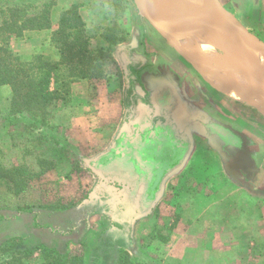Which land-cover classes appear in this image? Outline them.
Here are the masks:
<instances>
[{
	"label": "rangeland",
	"instance_id": "1",
	"mask_svg": "<svg viewBox=\"0 0 264 264\" xmlns=\"http://www.w3.org/2000/svg\"><path fill=\"white\" fill-rule=\"evenodd\" d=\"M46 1L0 0V23L8 15L9 5L23 9L31 4L28 8L31 14L40 10ZM219 1L239 27L264 41L261 35L264 33V0ZM80 4L90 9L94 16H100L90 30L86 29L85 35L94 39L100 36L104 42L102 45L100 40L88 39V51L78 64L81 68L91 65L86 77L69 74L70 66H77L79 58L66 60L55 70L49 66L48 63L61 61V53L46 33L34 35L26 30L23 36H12L8 40L9 48L19 57L17 68H25L36 88L53 97L47 104H32L28 110L24 88L20 87L19 94L14 95L10 85H0V166L19 167L27 182V187L14 195L0 179V245L9 243L31 250V255L25 259L27 264H37L41 260L42 247L62 253L59 249L65 246L68 251L62 254L67 260L72 254L82 252L87 264H238L214 260L210 246L198 243L189 234L187 225L174 230L178 212L182 210L181 202L188 198L173 196L171 184L161 203L159 193L154 207L133 212L134 221L127 226L116 225L104 212L89 215L92 227L89 236L76 239L74 244H63L60 239L44 242L56 247L24 242L22 233L27 234L28 228H32L29 217L33 214L36 218L42 211L52 214L78 206L80 212L97 210L101 204L99 195L105 200L118 197L117 188L125 185L124 181L114 178L111 175L114 169L104 162V155L112 150L117 134L112 133L111 122H101L99 109L112 100H120L113 118L120 130L140 113L139 108L149 103L158 84L177 101L176 112L182 114L180 121L189 131L193 122L196 125L197 122L216 121L227 127L233 136L229 135L228 140L222 142L225 151L239 140L245 148V156L251 151L246 148L258 150L260 147L255 155L250 152L256 165L244 168L264 175V109L215 89L161 37L158 45L159 33L139 14L134 0H85ZM38 43L43 53L35 51ZM120 50L134 58L135 64H129V69H125ZM53 56L58 60L47 59ZM79 78L86 84L72 86L71 83L81 80ZM124 98L126 103H133L123 106ZM195 117L197 119L193 120ZM196 136L199 140L203 138L198 131ZM200 155L211 158L210 154ZM16 222L19 232L6 231ZM38 224L35 221L34 228L43 227ZM197 233L203 235L204 230L198 228Z\"/></svg>",
	"mask_w": 264,
	"mask_h": 264
},
{
	"label": "crops",
	"instance_id": "2",
	"mask_svg": "<svg viewBox=\"0 0 264 264\" xmlns=\"http://www.w3.org/2000/svg\"><path fill=\"white\" fill-rule=\"evenodd\" d=\"M54 1L55 3L50 9V27L29 30L34 35L46 33L52 41V35L58 28L60 16L74 4L78 5V14L85 23L87 30H90L96 24L95 22L100 19V16H94L90 13V9L87 10L85 5L80 4L85 0ZM157 37L158 40L156 41L160 45L159 39L162 37ZM88 39L90 41L100 40L102 45L104 44L100 36L95 37V39L91 36ZM162 40L166 42L163 38ZM35 47L36 52L43 53L39 49L40 43ZM118 53L122 62L126 64L125 69H129V64H135L133 57L127 56L122 50ZM180 57L182 58V56ZM47 59L49 61L58 60L57 56ZM159 62L158 60L157 63ZM79 83L83 86L86 84L84 79L74 81L71 84L72 86L75 84L77 87ZM82 99L86 100V96ZM119 101L116 99L108 102L98 112L101 122L103 120L111 122L112 133L117 134L112 150L104 155V162L111 166V169H114V172H111L113 174H108L114 175L118 181H124L125 185L117 188L118 197L113 196L105 200L103 196L99 195L101 204L100 209L97 210L80 212L77 210L79 209L78 206L74 209L55 211L52 214L42 211L37 213L36 218V215L33 214L29 217L32 228H28L30 231L27 234L22 233L24 234L22 236H25L24 242L28 245L43 243L48 247H56L44 242H48V240L54 242L56 239H60L63 244H74L76 239H85L89 236L92 228L89 215L93 216L104 212L111 216L116 225L127 226L131 220L134 221L133 212L150 210L154 207V202L159 193L161 203V199L163 196L166 197L171 186L173 188L170 191L173 196L188 198L184 203L181 202L182 210L178 212L176 224L173 226L174 230L187 225L189 234L193 235L198 243L207 247L210 246L214 260L227 263L236 261L238 264H264V175L259 171H250L244 168L246 165H256L255 157L251 158L250 152L252 151L251 153L255 155V152L260 151L261 148L256 150L254 147H248L246 150L251 149V151L245 156V148L239 140V144L235 143L227 147L225 151L226 147L222 143L224 142L222 137L213 134L207 126L208 124H215L223 130H228L227 127L216 121L207 120L206 124L197 122L196 125L193 122L191 124L192 130L189 131L188 126L180 121L179 115L182 114L176 112L178 111L177 101L168 90L162 89L160 84L155 88L149 103L139 108L140 113L125 124L127 127L123 126L120 130L117 128V121L114 123L113 120ZM103 103L105 102L103 101ZM132 103L130 101L126 103L125 98L123 99V106ZM78 111L79 108H77ZM158 127L165 128L176 143L181 142L180 139L184 138L185 145L180 157L167 169L160 172L155 186L151 189L148 185L150 182L149 174L144 167L143 159L148 141L140 144L138 138L142 136L144 139L146 134H156L155 130ZM197 131L203 136L200 140L197 139ZM235 137L238 139L237 136ZM199 154H210L211 158L202 157ZM97 162L100 163L99 160ZM241 170L242 172H240ZM105 178L107 179L106 176ZM169 184L171 185L169 186ZM113 199L117 200V203H114ZM35 221H38V225H43V227L34 228ZM17 227L18 223L16 222L14 226L5 229L13 234L15 231L19 232ZM0 228L2 229L1 226ZM198 228L204 230L203 235L197 233ZM42 236H45L44 239L46 240ZM65 247L57 249L66 253L68 250H65ZM218 254L219 257L215 256Z\"/></svg>",
	"mask_w": 264,
	"mask_h": 264
},
{
	"label": "trees",
	"instance_id": "3",
	"mask_svg": "<svg viewBox=\"0 0 264 264\" xmlns=\"http://www.w3.org/2000/svg\"><path fill=\"white\" fill-rule=\"evenodd\" d=\"M54 0H48L42 4L38 11L29 13L31 4H26L25 8L17 5L7 7L8 15L2 18L0 23V85L8 84L15 94H19V88L24 91L26 109L30 110L33 105H44L52 100L41 88H36L31 80L30 73L25 68H17L19 57L15 55L8 45V40L12 37H21L26 30H40L50 27V9L54 5ZM85 23L78 14V5L74 4L65 10L60 16L58 28L53 32L52 41L58 45L61 53V61L48 63L55 70L62 62L79 58L77 66H70L71 76L86 77L87 68L79 67V62L88 51V38L85 35ZM108 39V36H104ZM113 42V41H112ZM82 63V62H81ZM22 79L18 80V76ZM56 93V89L54 91ZM22 170V169H21ZM0 179L4 182L6 189L11 194H20L26 187V178L19 167L4 168L0 166ZM37 248V246H36ZM31 255V250L26 247H19L9 243L0 245V264H27L25 259ZM87 264L84 262L83 253H75L70 259L54 248H41V260L37 264ZM120 263V260H119ZM118 264V263H117Z\"/></svg>",
	"mask_w": 264,
	"mask_h": 264
},
{
	"label": "bare ground",
	"instance_id": "4",
	"mask_svg": "<svg viewBox=\"0 0 264 264\" xmlns=\"http://www.w3.org/2000/svg\"><path fill=\"white\" fill-rule=\"evenodd\" d=\"M160 14L169 18L168 28L182 47L194 56H201L212 66L235 63L240 56L239 47L212 31H189L181 20L190 16H217L219 11L210 0H161ZM237 24V23H235ZM257 62L264 68V52L257 54ZM203 71V78L218 91L233 97L244 98L249 103L264 109V93L260 92L252 78L243 68L226 72L224 78L209 75Z\"/></svg>",
	"mask_w": 264,
	"mask_h": 264
},
{
	"label": "water",
	"instance_id": "5",
	"mask_svg": "<svg viewBox=\"0 0 264 264\" xmlns=\"http://www.w3.org/2000/svg\"><path fill=\"white\" fill-rule=\"evenodd\" d=\"M220 14L217 16H190L181 20L182 25L189 31H212L224 36L228 42L239 47L240 56L235 63L229 62L223 66L207 64L201 56H194L186 51L179 40L172 35L168 28L169 18L160 14L161 0H134L139 14L160 34V36L194 69L203 75L224 78L226 72L243 68V71L252 78L256 88L264 93V68L257 62V54L264 52V41L244 28L239 27L236 19L228 12L219 0H210Z\"/></svg>",
	"mask_w": 264,
	"mask_h": 264
},
{
	"label": "flooded vegetation",
	"instance_id": "6",
	"mask_svg": "<svg viewBox=\"0 0 264 264\" xmlns=\"http://www.w3.org/2000/svg\"><path fill=\"white\" fill-rule=\"evenodd\" d=\"M207 126L210 131L213 132V134L215 133L218 136L220 135L224 142H226L230 136L233 137L232 134L228 132V130H223L215 124H208ZM159 128L160 127L155 130L156 134H146L144 139H142V136L138 138V143L140 144L148 141V143L146 142L148 146H146L147 148L145 147V157L143 156V159L145 162L144 167H146L149 174L150 182L148 185L151 189H153L152 187L155 186L157 179L160 176V172L167 169L174 161L178 159V157H180L185 145L184 138H182V140L180 139L181 142L178 141L179 143H176L171 139V135L165 128ZM162 132L164 134H161ZM236 143L239 144L238 141ZM140 168L142 167L140 166Z\"/></svg>",
	"mask_w": 264,
	"mask_h": 264
}]
</instances>
